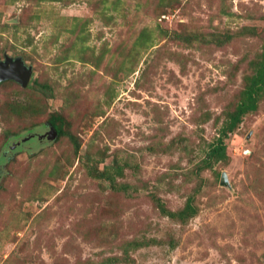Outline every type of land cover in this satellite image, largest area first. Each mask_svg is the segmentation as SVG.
Returning a JSON list of instances; mask_svg holds the SVG:
<instances>
[{
    "label": "rangeland",
    "instance_id": "obj_1",
    "mask_svg": "<svg viewBox=\"0 0 264 264\" xmlns=\"http://www.w3.org/2000/svg\"><path fill=\"white\" fill-rule=\"evenodd\" d=\"M263 50L264 0H0V264H264V95L204 164Z\"/></svg>",
    "mask_w": 264,
    "mask_h": 264
},
{
    "label": "trees",
    "instance_id": "obj_2",
    "mask_svg": "<svg viewBox=\"0 0 264 264\" xmlns=\"http://www.w3.org/2000/svg\"><path fill=\"white\" fill-rule=\"evenodd\" d=\"M41 88L47 89L46 86ZM264 95V50L263 59L257 64L256 73L249 78V83L242 93V97L239 100L236 109L232 114L228 116L225 126L221 130V135L216 141L211 143L208 147V151L204 160V164L210 165L212 161H226L227 156V145L225 143V138L230 133H233L236 128L242 123L243 118L249 114L256 112L258 110L259 101ZM50 125L55 128L58 133V137L66 136V132L63 130V121L59 117L52 118L50 120ZM118 172L121 174V169ZM103 178L113 182L114 177L103 174ZM196 213L195 208L191 205V200H188L185 208L178 214H171L173 217H178V219L185 220L186 218L192 217ZM116 258H109L107 262H114ZM105 263V262H104ZM106 264V263H105Z\"/></svg>",
    "mask_w": 264,
    "mask_h": 264
},
{
    "label": "water",
    "instance_id": "obj_3",
    "mask_svg": "<svg viewBox=\"0 0 264 264\" xmlns=\"http://www.w3.org/2000/svg\"><path fill=\"white\" fill-rule=\"evenodd\" d=\"M31 75L32 69L26 67L20 59L13 60L11 58H6L5 62H0V84L4 81L12 80L21 84L24 88H27ZM33 137V135L29 136L22 141L30 140ZM42 137H47L48 140L54 141L58 138V133L53 126L49 125L48 132L43 136H39V139ZM226 182L225 176H222L221 183L226 184Z\"/></svg>",
    "mask_w": 264,
    "mask_h": 264
},
{
    "label": "flooded vegetation",
    "instance_id": "obj_4",
    "mask_svg": "<svg viewBox=\"0 0 264 264\" xmlns=\"http://www.w3.org/2000/svg\"><path fill=\"white\" fill-rule=\"evenodd\" d=\"M46 133H47V132H46ZM39 135H40V134H39ZM33 136H34V135H33ZM34 138H37V136H34V137H33V138H31L30 140H32V139H34ZM37 139H38V138H37ZM30 140H29V141H30Z\"/></svg>",
    "mask_w": 264,
    "mask_h": 264
}]
</instances>
